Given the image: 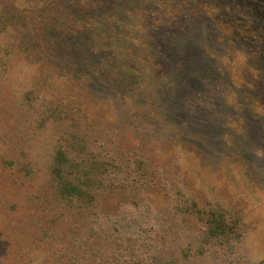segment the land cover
<instances>
[{
	"label": "rangeland",
	"instance_id": "1",
	"mask_svg": "<svg viewBox=\"0 0 264 264\" xmlns=\"http://www.w3.org/2000/svg\"><path fill=\"white\" fill-rule=\"evenodd\" d=\"M33 1L0 0V260L11 264L15 253L8 250L38 253L34 244L45 248L54 242L43 231L55 228L62 209L52 198L46 167L52 148L63 143V128L52 122L39 129L38 120L46 117L47 108L62 110L65 116L69 103L72 110L83 103L90 121L99 122L91 127L80 121L74 131L85 132L94 153L107 155L118 169L111 178L114 193H104L94 207L78 215L72 211L55 229L66 238L64 245L69 248L73 242L79 247V260H103L102 264L159 258L179 263V249L187 246L191 232L187 235L188 226L183 224L181 233L168 199L181 191L203 209L220 205L238 214L244 232L234 248H212L183 264L264 261V69L254 62L255 49L242 30L244 22L225 15L223 34L210 29L220 45L217 50L227 57L237 52L231 68L227 62L223 65L229 85L224 89L210 85L217 94L212 104L207 103L208 85L199 79L203 76L193 74L191 62L179 72L177 66L165 68L164 57L161 67L152 69L159 61L155 51L142 53L149 63L144 67L151 72L139 76L140 84H150L148 76L155 70L165 76L170 71L172 80L177 81L176 76L186 84L176 100H162L161 106L147 91L145 95L139 88L133 91L136 78L124 77L116 85L105 69L104 53L89 62L82 42L86 39L67 15L63 22L54 20L46 33ZM263 3L227 0L220 7L227 14L228 8L245 4L247 9L238 8L245 14ZM156 10L161 14L159 2ZM140 20L130 22L139 27ZM257 28L264 33V24ZM176 29L187 28L160 30V54L168 41L180 45ZM132 37L143 39L135 31ZM219 51L216 58L221 62ZM28 90L36 92L31 104L23 99ZM221 104L227 112H219Z\"/></svg>",
	"mask_w": 264,
	"mask_h": 264
},
{
	"label": "trees",
	"instance_id": "2",
	"mask_svg": "<svg viewBox=\"0 0 264 264\" xmlns=\"http://www.w3.org/2000/svg\"><path fill=\"white\" fill-rule=\"evenodd\" d=\"M225 1L227 0H34L32 4L40 8L38 12L44 19L43 27L46 33H50L56 20L60 19L62 20L60 22H63V17L67 15L73 19V23L75 22L76 31L80 35L83 34L86 39L82 42L86 45L84 48L89 50V55L87 53L89 62H92L91 59L95 60L97 55L104 53L105 59L108 60L105 69L110 72L109 77H115L116 85L118 80L124 77L130 81H135L136 78L137 82H134L133 91L139 88L140 93L144 95L149 93L159 105L164 106L162 100L167 101L170 98L176 100V97L183 93L184 83H179L176 76L174 77L178 82L172 80L170 71L165 73V76L155 70L148 76L150 84L143 82L140 84L139 76L141 78V75L151 72V68L144 67L146 64L149 66V63L148 58L142 56V53L144 51L146 53L147 49L155 51V57L159 61L152 63V69L155 66L161 67L160 61L164 57L167 60L166 63L163 62L164 67L173 70L177 66L176 70L179 72H182L187 63L191 62V67L194 68L193 74L197 75V78L199 74L203 76L199 79H203L202 83L208 85L207 103L217 102L214 98L217 94L210 85H220L223 89L229 85L231 78L224 76L223 65L227 62L231 68L237 54L234 51L233 56L227 57L219 51L220 48L216 49L220 45L212 31L223 34V29L227 27L222 16L229 15L233 22L239 20L244 22L242 30L249 38V46L252 45L255 49H252L254 62L264 69V33L257 28L260 24H264V3L259 4L257 8L249 7L250 10H246L245 14H241V10L238 9H247L245 4L243 8L237 5L238 8L232 6L228 8L231 13L224 14V8H221L220 4ZM158 2L161 14L156 10ZM55 9L59 12L55 13ZM208 10H211V13ZM48 13L51 15L48 16ZM261 16H263L262 19H260ZM140 17L143 20H140L139 27L131 24L130 20L136 22L135 20H139ZM173 26L187 28L184 32L181 29L174 31L176 41L180 45L174 46L173 40L168 41L166 48L162 49L163 54H160L158 51L160 49L158 43L162 39L160 30L164 28L172 30ZM70 27L65 28L67 36L71 32ZM219 29L222 30L219 31ZM134 31L143 39L132 37ZM165 36L167 37L166 33ZM51 38L54 40L52 36ZM89 44L91 49L87 48ZM209 48L214 51L211 55L206 51H209ZM215 51H219L218 56L221 55V62H218ZM35 93V90L26 91L23 96L25 102L31 104L35 99ZM68 105L65 108V116L62 110L58 111L53 107L47 108L43 112L46 117L43 116L38 120L39 129L46 128V125L52 122L56 123V127L63 128V143L52 148L49 164L46 167L53 187L52 198L56 201L57 207L62 210L54 221V226L57 224L55 228L47 226L43 234L45 238L49 234L55 240L51 246H45V248H41V244L35 242L32 248L38 253L24 254L20 250H8L9 253H15L16 260L11 264H101L103 262V260H79V247L71 242L72 245L68 248L64 245L66 238L55 231L66 215H71L72 211L78 215L80 210H89L97 204L104 193L112 192L111 178L118 169L115 162L107 155L102 157L94 153L93 145L85 132L84 134L77 132V128L82 124L80 121L91 123V127L99 121H90L89 115L83 109V103L81 107L73 106V110L70 109L71 104ZM220 106L219 112H227L225 105ZM168 201L171 206L170 213L174 220L179 221L181 233L183 234V224L188 226L186 234L191 232L187 246L179 249V263L157 258L158 260L102 264H183V260L203 256L209 249H230L242 242L244 232L238 214H232L220 205H216L213 209H203L192 196L181 191L176 192V196L170 197ZM61 205L62 208H60ZM191 240L193 241L190 242ZM7 261L0 260V264H9ZM255 264H264V261Z\"/></svg>",
	"mask_w": 264,
	"mask_h": 264
}]
</instances>
